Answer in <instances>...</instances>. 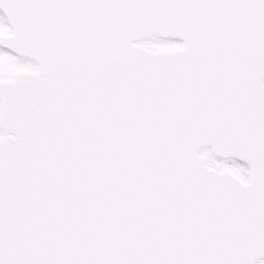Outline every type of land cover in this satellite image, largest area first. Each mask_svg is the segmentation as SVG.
<instances>
[{"label":"snow or ice","instance_id":"obj_1","mask_svg":"<svg viewBox=\"0 0 264 264\" xmlns=\"http://www.w3.org/2000/svg\"><path fill=\"white\" fill-rule=\"evenodd\" d=\"M0 264H264V0H0Z\"/></svg>","mask_w":264,"mask_h":264}]
</instances>
